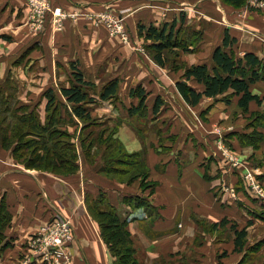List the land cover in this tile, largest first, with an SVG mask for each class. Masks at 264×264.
<instances>
[{"label": "crops", "instance_id": "crops-1", "mask_svg": "<svg viewBox=\"0 0 264 264\" xmlns=\"http://www.w3.org/2000/svg\"><path fill=\"white\" fill-rule=\"evenodd\" d=\"M117 1L51 0L66 12L81 13L97 12L102 6L115 11ZM121 1L133 12L131 22L127 20L132 37H137L139 24L159 27L177 22L176 28H186L185 36L178 31L192 41V64L213 66L214 50L223 44L226 30L236 38L227 51L236 58L253 52L264 62V10L240 15L239 9L221 0ZM62 27L54 29L50 21L43 28L33 24L28 0H0V86L9 83L12 93H5L12 94V103L36 107L43 121L46 92L53 89L68 109L62 106V118L70 119L72 107L62 88L71 86L75 63L95 86L96 91L90 90L95 99L88 105L91 112L106 116L108 126L121 127L118 136L128 152L144 149L140 169L147 172L146 181L142 186V175L129 182L128 175H121L124 179L108 176L101 156L92 162L82 152L73 174L29 169L0 145V199L12 214L0 263L24 264L30 253L29 237L54 214L63 213L75 229L73 264H116L94 217L98 211L111 210L126 222L141 264H261L264 202L247 186L242 169L224 160L220 143L235 158L252 163L264 184V78L250 84L261 103L250 101L248 110L240 106V96L233 91L203 97L192 106L177 88V82L185 78L173 79L153 60L135 55L125 66L119 52L129 50L96 46L98 34L87 17L80 15L76 22L68 18ZM263 68L264 63L261 73ZM113 79L120 81L117 96L102 99L103 87ZM188 84L203 88L193 79ZM137 86L146 91L148 105L141 118L129 113L140 102L131 94ZM225 95L231 96L229 102ZM158 102L161 105L155 111ZM72 118L81 123L78 117ZM135 121L136 129L145 135L142 142L131 128ZM138 197L141 200H134ZM243 228L247 236L239 249L236 230ZM254 233L260 237L255 235L250 242L247 238Z\"/></svg>", "mask_w": 264, "mask_h": 264}, {"label": "trees", "instance_id": "trees-1", "mask_svg": "<svg viewBox=\"0 0 264 264\" xmlns=\"http://www.w3.org/2000/svg\"><path fill=\"white\" fill-rule=\"evenodd\" d=\"M222 1L241 7L247 2V0ZM181 20L183 21V18ZM176 25L177 22H171L164 23L159 27L155 25L147 27L144 24H141L139 27V31L141 33L145 31L146 38L153 41L154 59L163 67L167 64L166 57H164L165 51L171 50L174 47H181L186 52L190 50L189 45L192 41H187L186 37H184L187 30L183 26H181V29L176 28ZM178 30L184 31L183 37ZM235 42L236 38H233L226 30L223 44L214 50L212 56L213 66L201 63L193 64L186 69L184 73L185 80L178 81L177 88L189 105H198L203 97L215 98L229 91H233V95L240 96L239 104L244 110H248V105L252 100H257L261 103V98L254 95L250 90V84L264 78V68L261 73L264 62L253 52L246 53L242 58H236L233 52L226 50L227 47H232ZM71 75V86L62 88L64 96L72 107L70 119L66 117L62 118V106L66 108V105L60 102L53 89H48L46 92V97L48 98L46 105L47 114L43 121L36 107L31 108L26 104L17 106L18 103H12L9 99L12 96V91H8L10 88L9 83L0 86V96L4 95L6 91L11 92L10 94L8 93V96L6 95L8 99H2L3 102L0 103V144L5 149H10L14 158L19 157L18 155L20 157H23L25 154L31 155V160H27L24 164L29 169L51 171L62 175L76 173L79 169L76 146L70 142V134L67 128L70 124L77 123L73 120V116L78 117L83 124L81 129H86L93 125L91 108L88 105L95 101L90 90H96L94 89V84L84 79L83 72L75 63L72 64ZM191 79L201 84L203 88L199 90L191 87L188 84V81ZM119 83V79L111 80L103 87L100 94L101 98L108 99L117 96ZM131 94H136L140 98V102L138 106L129 109L130 115L145 117V112L148 110L146 91L142 86H137L131 91ZM230 97V95H225L224 99L229 102ZM160 105V102L156 103L154 107L155 111L159 109ZM6 120L9 122L6 123ZM98 135H100L99 138L102 140V132L100 133L99 131ZM84 138L80 140L82 144L85 141L86 143L89 141L88 135H85ZM93 142L89 141L88 146H92ZM108 145L111 148V152L108 153V151V156L103 159L107 162V164H104V173L118 178L121 175H128L127 181H132V179L142 174L144 186L147 172L143 170L140 173L138 170L143 164L139 154L124 153L120 146L112 150L113 144L109 143ZM86 150L88 149L86 148ZM119 153L122 156L130 157V159L127 158V160L121 157ZM120 165L136 166V168L135 170H126V168H120ZM134 200H141V197L134 198ZM263 214L264 212L260 213V215L264 216ZM94 217L100 224L104 241L111 253L117 258L116 264H141L135 257L133 240L126 228V222L111 210L98 211L94 214ZM11 221L12 214L8 210L4 199H0V251L8 246L6 242V229L10 226ZM246 236V228L236 230L237 248L243 247Z\"/></svg>", "mask_w": 264, "mask_h": 264}, {"label": "rangeland", "instance_id": "rangeland-1", "mask_svg": "<svg viewBox=\"0 0 264 264\" xmlns=\"http://www.w3.org/2000/svg\"><path fill=\"white\" fill-rule=\"evenodd\" d=\"M251 1L252 0H248V4L246 2L245 5L246 4L247 5L245 6V8H242V9L245 10L246 12L248 10L249 11H251V10H264V6L263 7L251 6L250 5ZM258 1H262V0H258ZM48 2L52 6V8L53 7H56V8L60 7V6H54L52 4L51 0H48ZM116 6H117V10H115V11L113 9L112 10L108 9V7H105V6H102V8L99 11L93 12V13H91V12L81 13L79 11L72 12V11H68V10H67V12L64 10L63 11L65 13H67V19L71 18L74 20V22L77 21V19L80 15L87 17L88 20H90L92 22L93 30L98 34V42H97L98 44H95V45L98 46L99 48H104L105 45L110 44L112 47L114 45L115 47L119 48V50H121V48H124V46H125V48H127L129 51L124 52V53L119 52L120 53L119 60H120V62L126 63L125 66H127L128 63L130 61H132V58L134 55H135V57H138V58L144 57V58H147L148 60H153L155 62V64L157 65V67L160 70H163L164 74L167 72L168 74H170L173 77V79H175V78H182L183 79L186 69L188 67H190L191 65H193L192 62H194L193 58L190 55V54H194L193 52H191L192 50H188L186 52L181 47H174L171 50L165 51L164 57H166L167 64L165 67L161 66L154 59L155 54H154V51L152 48L153 41L146 38V36H145L146 32L145 31H143V33H141L139 31V27L141 26V24H139L137 26L138 27L137 37H132V34L130 32V29H129L130 27L128 25L127 20L130 21L132 19V13L133 12H128V11H130L129 7H123V1H121V0L117 1ZM233 7H235L236 9H239L238 13L240 15H243V12L240 11V10H242L241 6L235 5ZM162 8H164V7H162ZM162 8H160L161 9V11L159 12L160 15H161V12L163 15L165 14V13H163L164 10L162 11ZM74 13L76 14V16ZM68 16H70V17H68ZM116 16H118L119 18H122V19L118 18V20H119V22H122V24L124 26L125 33H117V32H114V34L112 33V31H111L112 22H110L109 20H111V19H108L107 17H116ZM53 19H54V16H53L52 11L51 10L47 11V13L45 15L44 23H43V25H41V28H43L44 25L46 23H48L49 21L53 27ZM32 23L34 24L33 20H32ZM64 23H63V25H64ZM54 29H56V28H54ZM58 30H60V29H58ZM122 35H124V37H122ZM110 40H111L112 44L109 42ZM137 41L139 42L138 44H136ZM2 96H3V98H2ZM2 96H0V103L3 102L2 99H4V100L8 99L6 97L5 92H4V95H2ZM1 107H2V105H1ZM91 116H92V119L94 121V123L91 127H87L86 129H81L83 124L77 123L74 126V124L72 123L70 125H73V128H71V129L67 128L68 129L67 131L70 134V137H69L70 142H72V144H74L76 146V151L78 153V160L80 159V153L81 152H82V154H84L85 158L89 161L93 162L95 160L96 156H98V157L101 156V158L103 160L104 158H106V156H108V153L111 152L110 151L111 148L108 147L109 143L113 144L112 150L117 149V147L120 146L123 149L124 153L139 154V156L142 158L141 160H144V154H143L144 149L128 152L123 140L120 139V136H118V133L121 132L120 126H116V127H115V125L108 126L110 124H109L108 118L106 116L105 117L98 116L95 113H92ZM139 117L141 118L142 116H139ZM137 121H138V119H137ZM7 122H9V121L6 120V123ZM108 127H111L112 129H109ZM136 127H137V125H136V121H135L134 123L131 124V128L136 131L138 138L142 142V140H144L145 135L142 133V131H140L139 129H136ZM214 129L218 130V128H215V127H214ZM99 131H100V133L102 132V134H103L102 140H100V138H99V136H100V135H98ZM213 133L215 134V133H219V132L214 131ZM85 135H88L89 141H94L92 146H88L89 141L87 142L88 144L85 141L84 144H86V145L81 143L80 140L85 139L84 138ZM161 138H163V137L161 136ZM161 140L159 138V141H161ZM86 148L89 151L86 150ZM8 150H10V149H8ZM119 154L121 155V153H119ZM18 156H19V157H17L18 159L17 158H14V159L19 160V162L23 165L26 163L27 160H31V158H32L31 155H27V154H25L23 157H20V155H18ZM121 157H124L125 159H127V158L130 159V157H127V156L121 155ZM103 162H104V164H107V162L105 160H103ZM119 167L124 169V167H122V165H120ZM138 170L140 171V173L143 171L141 169H138ZM140 175H142V174H140ZM125 177L126 176H120L119 178L124 179ZM126 178L128 179L129 177H126ZM142 180H143V178H142ZM127 182H129V181H127ZM142 186H143V183H142ZM255 235H257V238L260 237V235L258 233H254L251 237H248L247 239L248 240L251 239L250 242H254V240H256V239H252V238H254ZM247 246H248V243H247ZM260 246L262 247V250L260 251L259 256H263V261L261 262V264H264V241H262L260 243ZM17 262L18 261H15V262L10 261L9 263H5V264H16ZM0 264H3V263H0ZM247 264H259V263H255L254 261H251V262L247 261Z\"/></svg>", "mask_w": 264, "mask_h": 264}, {"label": "built area", "instance_id": "built-area-1", "mask_svg": "<svg viewBox=\"0 0 264 264\" xmlns=\"http://www.w3.org/2000/svg\"><path fill=\"white\" fill-rule=\"evenodd\" d=\"M28 4L31 19L39 27L44 23L45 15L50 10L54 16V28L61 29L67 19V13L60 7L52 8L48 0H28ZM250 5L263 7L264 1L252 0ZM242 12L245 13L246 11L242 10ZM116 17H107L112 22V33H125L122 22H119L118 16ZM220 147L224 160L230 161L232 167L242 169L247 186L254 192L257 199L264 202V184L258 178L255 166L235 158L227 147H222L221 143ZM75 240V229L70 217L63 213H56L35 234L29 237L27 244L30 253L25 258L24 264H73Z\"/></svg>", "mask_w": 264, "mask_h": 264}]
</instances>
